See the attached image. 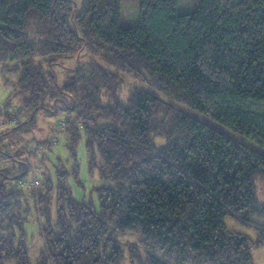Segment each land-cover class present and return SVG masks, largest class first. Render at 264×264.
I'll return each instance as SVG.
<instances>
[{
    "label": "trees",
    "instance_id": "16d2710c",
    "mask_svg": "<svg viewBox=\"0 0 264 264\" xmlns=\"http://www.w3.org/2000/svg\"><path fill=\"white\" fill-rule=\"evenodd\" d=\"M140 1L138 26L122 28L121 0H83L77 14L73 0H0V70L19 74L21 97L15 112L3 104L17 120L9 132H29L49 112L45 102L59 101L73 162L68 169L57 157L38 187L25 180L27 162L0 164V264H121L126 251L130 264H254L264 246V113L247 108L264 105V0H198L193 14H178L177 0ZM84 48L167 101L134 88L119 102L121 79L100 65L69 70L59 86L41 64H8ZM103 94L113 102L103 104ZM82 138L97 209L75 200L68 182L83 188ZM49 141L37 145L49 150ZM34 204L43 248L31 262ZM227 217L255 238L229 229ZM125 233L143 238L122 245Z\"/></svg>",
    "mask_w": 264,
    "mask_h": 264
},
{
    "label": "rangeland",
    "instance_id": "374dc122",
    "mask_svg": "<svg viewBox=\"0 0 264 264\" xmlns=\"http://www.w3.org/2000/svg\"><path fill=\"white\" fill-rule=\"evenodd\" d=\"M82 4L83 0H73V9L76 14L80 12ZM197 5L198 0H177V13L193 14L197 9ZM140 6V0H121L119 24L122 28H134L138 26ZM26 62L32 63L34 65L41 64L47 73L51 72L54 74V76H56L59 86L64 83L66 76H68L70 73L69 70L75 69L76 67L87 68L91 65H100L106 71L116 74L121 79V84L115 93L119 102L123 104L126 103L130 93L134 88H139L146 92L153 93L162 100L167 101L163 94L151 90L140 80H137L132 76L122 74L117 69L104 64L97 54L91 52L87 48L65 55H53L42 58L35 57L24 59L18 62H9L8 64L12 65ZM49 62H55V64L49 66ZM18 80V73H2L0 70V106L2 107V114L0 116V150L2 152L11 154L10 156L2 157L0 155V164L3 166L2 168H8L12 167L16 163V160L27 162L30 165V172L25 180L28 184H31V187H38V180L40 181L41 175H46L47 173L52 176L54 175L57 166V157L66 164L68 169L73 167L72 158L66 147V132H62L61 129L55 128L56 124L59 121L66 119L69 114L66 110L62 109L61 102L48 99L45 104L49 107V112L40 110L36 114L35 123L29 132L22 134L17 132H9V129L17 122V120L12 121L13 116L10 118V120L5 118L6 112L5 105L3 104L8 103L10 106H12L11 110L8 109L10 113L16 111L21 98L16 92V83ZM102 102L103 104H107L113 101L108 97L107 94H103ZM173 105L175 108L184 111L187 114H193L186 106L176 103H173ZM247 108L257 113H264V105L252 104ZM204 120L200 121L209 123L208 120ZM54 129L56 130L57 136L56 140L52 141L51 135L53 134ZM219 129L230 138L240 141L243 140L241 137L231 133L227 129L221 127H219ZM49 138V145H51L49 150L48 146H38L39 144H42L41 142H44ZM257 149L264 154V150L259 148ZM18 151H23V153H20V155H15V153ZM34 153H39L38 155H40V157L42 156L43 160L38 159ZM75 153L79 167L78 181L83 185V188H79L76 182L69 180L68 182L72 189V196L78 201H82L84 199L85 201L93 202L95 208L97 209V196L96 193L92 191V187L98 185V180L89 172L88 156L85 150V141L83 138L78 142ZM25 180L18 178L16 180V185L23 186ZM27 221L30 223L27 225L28 233L30 234L28 250L29 258L31 262H34L38 257L39 251L43 248V241L40 237V232L41 227H43L44 224L43 219L39 215V210L35 204L34 207H29ZM225 224L231 230L242 232L253 239L255 238L253 230L250 227L240 224L232 217H227L225 219ZM142 238L143 237L140 233H125L118 235V240L122 245L138 242ZM129 258L130 255L126 251L125 258L121 264H130ZM252 258L254 264H264V246L255 250L252 254Z\"/></svg>",
    "mask_w": 264,
    "mask_h": 264
},
{
    "label": "built area",
    "instance_id": "2783aa9c",
    "mask_svg": "<svg viewBox=\"0 0 264 264\" xmlns=\"http://www.w3.org/2000/svg\"><path fill=\"white\" fill-rule=\"evenodd\" d=\"M64 126H65V124H64L63 122H59L57 128H58V129H61V130H64ZM51 140H52V141H55V140H56V137H55V136H52V137H51ZM0 162H1V161H0Z\"/></svg>",
    "mask_w": 264,
    "mask_h": 264
}]
</instances>
